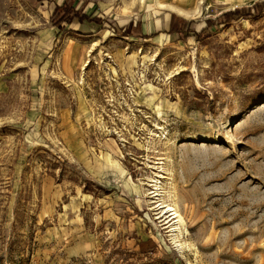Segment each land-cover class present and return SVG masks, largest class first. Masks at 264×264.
<instances>
[{
	"label": "rangeland",
	"instance_id": "obj_1",
	"mask_svg": "<svg viewBox=\"0 0 264 264\" xmlns=\"http://www.w3.org/2000/svg\"><path fill=\"white\" fill-rule=\"evenodd\" d=\"M89 1L105 24L84 35L54 27L51 3L0 0V264H264V8L220 20L264 0L188 18ZM173 14L207 33L170 35Z\"/></svg>",
	"mask_w": 264,
	"mask_h": 264
},
{
	"label": "trees",
	"instance_id": "obj_2",
	"mask_svg": "<svg viewBox=\"0 0 264 264\" xmlns=\"http://www.w3.org/2000/svg\"><path fill=\"white\" fill-rule=\"evenodd\" d=\"M33 4H39L44 2L52 4V11L50 20L54 27L60 28V31L67 30L68 27H73L77 24L79 27L76 33L89 34L87 26H102L105 22L98 16L87 13V8L90 5L89 0H29ZM264 3H256L251 8L236 9L233 11L226 12L223 17L220 18L221 22L223 19L231 21L232 19H238L242 16L251 17L253 14H258L263 11ZM256 12H255V11ZM254 12V13H253ZM111 22L110 27L112 32L117 36L123 38H136V39H150L159 36L161 33H148L145 31L144 22L130 21L122 26ZM198 22H190L182 19L179 15H171L169 20V28L167 32L170 35H177L180 38L188 39L190 36H197L202 38L206 32V28L198 27ZM67 28V29H66ZM91 31V27H89ZM70 31H73L72 29ZM207 33V32H206ZM205 33V34H206ZM205 37V36H204Z\"/></svg>",
	"mask_w": 264,
	"mask_h": 264
},
{
	"label": "bare ground",
	"instance_id": "obj_3",
	"mask_svg": "<svg viewBox=\"0 0 264 264\" xmlns=\"http://www.w3.org/2000/svg\"><path fill=\"white\" fill-rule=\"evenodd\" d=\"M146 1L147 0H140L142 5H144ZM154 2L159 10H166V9L172 10L178 13L179 15L184 16L185 18H188V17H191L195 12L199 11L200 5L204 3V0H187V6H189L188 10L179 8L172 4L165 3L162 0H154ZM217 2L226 4V2L223 0H217ZM92 41L95 47L98 46V43L96 40H92ZM99 53L101 54L102 51H100ZM136 62H137L136 59H132L131 64H129V68H131L133 65H136ZM89 63L90 61H87L85 63V66L89 65ZM82 80L84 81V77L82 78ZM157 110L160 111L159 107L157 108ZM159 129L164 130L165 127H159ZM162 168H163L162 170H166L165 167H162ZM162 170L156 173L155 180H152L156 182V184L154 185L155 190L151 192L154 198H156L157 196H160L163 193L162 192V188H163L162 179H167V177L163 175L164 173L162 172ZM159 183L161 185H159ZM160 206H161L160 207L161 211H159V214H160V218H162L164 221L165 228H170V227L172 228L171 231L175 233L174 238H173L174 241L178 243V246L180 247L181 250L185 249L187 245H185V243L183 242L179 243V240H177V237L179 235L178 233H180V226L185 223L184 215L177 209V207L166 204L165 201ZM167 213L169 214L167 215ZM172 220H174V222L172 223V225H170Z\"/></svg>",
	"mask_w": 264,
	"mask_h": 264
}]
</instances>
